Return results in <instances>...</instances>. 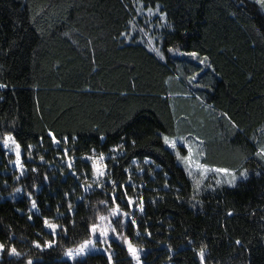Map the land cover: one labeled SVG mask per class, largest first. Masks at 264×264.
Segmentation results:
<instances>
[{
    "label": "trees",
    "instance_id": "obj_1",
    "mask_svg": "<svg viewBox=\"0 0 264 264\" xmlns=\"http://www.w3.org/2000/svg\"><path fill=\"white\" fill-rule=\"evenodd\" d=\"M164 136L248 177L196 188ZM103 220L120 240L67 257ZM128 240L141 264H264L261 6L0 0V264H138Z\"/></svg>",
    "mask_w": 264,
    "mask_h": 264
},
{
    "label": "rangeland",
    "instance_id": "obj_2",
    "mask_svg": "<svg viewBox=\"0 0 264 264\" xmlns=\"http://www.w3.org/2000/svg\"><path fill=\"white\" fill-rule=\"evenodd\" d=\"M252 1L258 3L264 13V0ZM164 138L166 143L176 154L178 164L181 165L189 174V176L194 181L196 188H201L203 185H205L206 182H209L210 185L224 184L227 186H235L240 181L248 177V173L246 171L237 172L232 169L215 167L203 163L201 160L202 145L196 138H185L180 136H164ZM3 146L9 154L14 155V160L11 162V169L21 172L23 156L20 145L14 140L11 135H9L5 138ZM181 147H184L186 149V153H183ZM87 159L88 158H84V160ZM104 159L105 156H98L93 158V164L95 167L94 176L97 181L106 179V167L103 164ZM135 162L137 161L135 160ZM139 173H141V171H139ZM117 211H119L118 208ZM112 239L120 240L117 235L113 234L111 222L109 220H103L101 223L93 227L91 238L77 248L69 250L67 253V257L75 258L77 256H83L89 253L106 252L108 250V245H110V240ZM124 244L129 249L131 257H133L138 264H141L142 261L139 257L138 248L133 246V244L129 240ZM2 252L3 245L0 243V259L2 258ZM10 255H19V253L11 251ZM32 262L33 260L29 261L30 264Z\"/></svg>",
    "mask_w": 264,
    "mask_h": 264
}]
</instances>
